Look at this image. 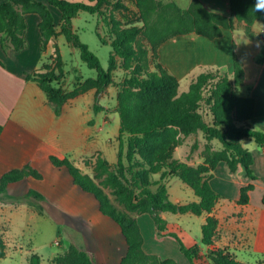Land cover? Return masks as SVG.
Instances as JSON below:
<instances>
[{
	"label": "trees",
	"instance_id": "16d2710c",
	"mask_svg": "<svg viewBox=\"0 0 264 264\" xmlns=\"http://www.w3.org/2000/svg\"><path fill=\"white\" fill-rule=\"evenodd\" d=\"M123 1L117 0L116 9L124 8L121 5ZM128 1L134 3L136 8L134 20L123 25L111 15L107 19L112 40L108 44L111 52L106 70L88 46L80 42L72 20L80 12L92 16L102 15L103 8L111 0H46V3L6 0L0 4V45L4 51L9 48L16 52L22 51L26 47L24 15L37 14L40 18L38 28L42 51L52 38L61 36L70 47L78 50L80 61L96 72L95 79L86 81L82 91L93 87L101 91L113 84L115 58L121 59L122 68L128 70L129 74L119 85L116 96L115 112L119 119L116 162L112 168L105 159L98 157L94 172L95 177L101 179L100 184L110 190L114 202L123 206L124 210H117L103 190L68 158L50 157L49 161L57 169L64 168L74 185L93 196L98 212L117 225L125 244L119 264H176L171 258L161 259L143 251V237L138 223L129 213L149 215L157 234L174 238L189 264H195L201 248L197 245L186 248L175 233L167 231L166 221L160 214H210L221 199L210 185L212 172L219 163L226 164L230 173H235L239 165L246 178L255 180L251 168L252 155L240 146L239 140L249 138L264 148V133L248 126L254 115L255 101L236 93V89L243 83L244 71L235 57L232 62V78L227 75L216 76L219 79L213 85L215 76L211 72L200 74L191 83L189 90L178 96V81L158 63L157 51L167 40L178 35L195 34L208 40L217 39L224 30H233L234 21L244 23L246 35L252 37L250 28L256 21L264 24V12L254 10L257 0H229V17L209 12L198 0H191L186 9L163 0ZM261 4H264V0H261ZM54 9L58 17L56 25ZM96 36L103 44L98 32ZM140 37L145 39L147 45L139 41ZM149 51L152 52L151 56ZM263 60L264 47L255 62L261 64ZM29 79L36 82L44 92L56 116H60L66 101L79 93H65L57 86L58 78L50 70L34 73ZM210 84L208 94L204 96L203 92ZM202 105L210 113V123L204 121L200 112ZM198 132L202 133L207 142L217 141L220 150L211 152L210 147H206L203 162L196 166L175 159L174 150L181 143V138ZM154 175H159L158 181L151 180ZM28 177L41 178L30 166L4 173L0 177V203L10 200L7 193L9 186ZM167 177L181 181L192 191L197 201L173 203L169 199L166 185L162 183ZM252 189V185L240 189L238 204L245 205L248 202L247 195ZM25 196L42 198L31 189ZM217 225L214 218L207 217L201 227L200 244L205 248L210 264H241L224 250L210 249ZM5 250L0 234V259L4 258ZM38 262L37 256L30 258V264ZM54 264H94V261L85 250L69 244L65 251L56 256Z\"/></svg>",
	"mask_w": 264,
	"mask_h": 264
},
{
	"label": "crops",
	"instance_id": "0c3cea01",
	"mask_svg": "<svg viewBox=\"0 0 264 264\" xmlns=\"http://www.w3.org/2000/svg\"><path fill=\"white\" fill-rule=\"evenodd\" d=\"M4 1L6 0H0V4ZM35 1L46 3V0ZM163 1L174 3L181 9H186L191 2V0H187L185 5H181L180 0ZM198 1L209 12L224 17L230 16L229 0ZM217 9H221V12H218ZM24 22L26 47L22 51L16 52L11 48L4 51L0 45V177L10 170L30 166L41 178L28 177L7 188L10 200L0 203V234L6 246L5 256L0 259V264H30L32 256L39 258L38 264H44V262L45 264H54L56 256L65 251L67 247L47 252V254H40L38 246L30 238L27 240L24 235L14 237L10 234L11 222L5 215L9 211L26 205L29 214L38 216L39 213L34 208L29 209L24 200H33L31 201L33 207L37 204L36 200H42L44 203L40 204V209L43 211L44 204L48 199L47 189H57L47 177L56 180L58 172L64 170L67 173L64 168L53 167L49 158H68L79 169L80 166L72 156L84 157L94 138L88 137L90 134L88 129L81 131L76 127L77 124L82 126L83 123L82 118L76 113L77 111L70 112L66 105H63L60 116H56L44 92L36 82L29 79L34 73L42 72L41 67L44 60L49 54H52L53 48L51 47L52 41H49L46 49L42 51L38 28L40 18L37 14L24 15ZM250 29L252 37L246 35L244 23L234 21L233 30H224L221 36L214 40H208L195 34L175 36L159 47L157 61L172 76H174L172 71H179L182 74L181 79L197 76L203 71L222 73L223 67L229 69L227 75L230 77L235 57L242 64L244 71L243 83L236 91L240 92L241 96L251 97L255 101L254 115L248 122V126L264 133V60L261 64L255 62L261 48L264 47L262 39L264 24L256 21ZM172 40H176L175 52L163 51V46ZM11 95H16V99L8 111L7 103ZM94 137L98 140L97 136ZM250 153L253 159L251 168L256 177L255 180L246 178L239 165L235 173H230L227 165L223 162L213 170L210 185L221 199L210 214L200 216L188 213L160 214L161 218L166 221L167 231L175 233L186 248L197 245L201 251H205V248L200 244L201 227L207 217H212L218 225L213 246L210 249L224 250L241 264H264V148L255 144ZM223 185L227 189L230 188V191H223ZM248 185L253 186L247 195L248 202L245 205H240L238 204L240 189ZM73 186L77 187L74 184ZM30 189L39 193L42 198L26 197L25 195ZM178 190L184 191L187 201L182 202L178 195L172 198L168 189L169 199L173 203L185 204L197 201L186 185H179ZM168 214H171V220L177 218L179 223L176 222L175 226H172L171 221H167ZM145 215L147 214H141L139 218H145L143 217ZM135 218L143 237V251L161 259L172 258L156 252H146L140 220ZM121 244L123 250L120 252L116 249L113 256V261L116 260V262L112 264H119V259L125 250L123 240ZM169 244L171 245V243ZM85 251L92 257L94 264H110L108 257L105 262L106 259L97 258L93 252Z\"/></svg>",
	"mask_w": 264,
	"mask_h": 264
},
{
	"label": "rangeland",
	"instance_id": "374dc122",
	"mask_svg": "<svg viewBox=\"0 0 264 264\" xmlns=\"http://www.w3.org/2000/svg\"><path fill=\"white\" fill-rule=\"evenodd\" d=\"M66 1L78 2L81 0ZM179 2L181 5H185L188 1L180 0ZM116 3L117 0H111L110 4L103 8V14L100 16H92L88 13L80 12L72 20L73 29L78 35L80 42L88 46L90 52L98 58L104 70L108 67V57L111 52L108 44L112 40L110 34L111 28L107 24V19L112 16L123 25L135 19L133 15L136 13L134 3L124 0L121 2L124 8L121 9H116ZM217 10L221 12V9ZM56 11L55 9L53 11L55 25L58 19ZM56 31H58L57 26ZM96 32L102 37L103 44L96 36ZM50 41H52L51 47L53 51L52 54H49L45 58L41 67V73H45L47 70L52 71L58 78L57 86L65 93L79 92L75 97L68 99L65 105L68 111H77L76 113L82 118V126L80 124L76 125L78 130L85 131L88 129L90 131L88 137H91L90 139L93 137L95 140H93L89 151L84 157L72 156V158L80 166V171L88 175L103 190L113 206L119 211L124 210L123 206L114 202L110 190L100 184L101 179L95 177L94 165L98 157L105 159L112 168L116 162L117 134L119 129V119L115 112L116 96L120 89L119 85L127 77L129 71L122 68L121 59L116 57V67L112 72L113 84L105 87L101 91H97L94 87L82 91L86 81L95 79L96 72L88 69L80 61L78 50L70 47L63 37L57 36ZM139 41L147 45V42L142 37H140ZM175 44L176 40L167 42L163 46V51L175 52ZM151 54L152 52L149 51V56ZM150 68L151 70L153 69L152 63ZM221 71L222 73L211 72L215 76L212 82L213 85L219 79L216 76L229 74V69H225V67ZM172 72L178 81V96L185 94L189 90V86L195 81L198 75L210 73L209 71H203L200 74L196 73L198 74L197 76L194 75L190 78L181 79L180 76L182 74L179 71ZM229 78H232V76ZM212 84L203 92L204 96L208 94L207 89ZM236 93L238 92L236 91ZM240 94L239 92L237 95L241 96ZM15 99L16 95L9 97L7 103L8 111L14 104ZM200 112L203 115L204 121L210 123L211 116L207 108L202 105ZM94 136H97L98 140ZM239 143L243 149L249 152L255 147L254 141L249 138H242L239 140ZM206 147H210L211 152L220 150V144L217 141L207 142L203 138L202 133L198 132L186 138H181V143L174 150V158L190 166H196L203 162V158L207 153ZM57 174L58 177L56 180L52 177H47L57 189H47L48 199L44 204L43 211L40 209V204L42 205L44 203L42 200H36L35 203L37 204L34 207L31 205V201L33 200H24L29 209L34 208L39 213L38 216L29 214L26 205H22L17 210L7 212L5 216L11 222L10 234L14 237L24 235L27 240L30 238L38 246L40 254L42 255L47 254V252L65 249L68 244H74L84 250L93 252L97 258L106 259L105 262H107V257L109 258L110 264L116 262V260L113 261L114 253L117 250L120 252L123 250L121 244L123 239L116 224L98 212L97 203L93 196L73 186L71 179L64 170ZM151 180L158 181L159 175L152 176ZM162 183L166 185L167 192L169 189L172 198L178 195L182 202L187 201V195L184 191L178 190L179 185L184 184L177 178L167 177ZM223 187V191H230V188L227 189L225 185ZM129 215L134 218H139V215H136V213H129ZM168 215L167 221H171V225L175 226L176 222H178L177 218H172L171 220V214ZM143 217L145 218H139V220L145 238L146 252H156L171 256V259L176 264H189L187 259L179 251L175 239L167 235H158L151 217L149 215ZM110 243L111 246L109 247ZM195 264H210L204 250L199 254V259L195 261Z\"/></svg>",
	"mask_w": 264,
	"mask_h": 264
},
{
	"label": "clouds",
	"instance_id": "9594fccd",
	"mask_svg": "<svg viewBox=\"0 0 264 264\" xmlns=\"http://www.w3.org/2000/svg\"><path fill=\"white\" fill-rule=\"evenodd\" d=\"M254 10L264 12V4H261V0H257Z\"/></svg>",
	"mask_w": 264,
	"mask_h": 264
},
{
	"label": "built area",
	"instance_id": "2783aa9c",
	"mask_svg": "<svg viewBox=\"0 0 264 264\" xmlns=\"http://www.w3.org/2000/svg\"><path fill=\"white\" fill-rule=\"evenodd\" d=\"M262 39L264 40V34L262 35Z\"/></svg>",
	"mask_w": 264,
	"mask_h": 264
}]
</instances>
